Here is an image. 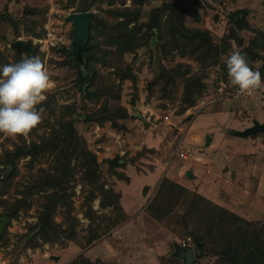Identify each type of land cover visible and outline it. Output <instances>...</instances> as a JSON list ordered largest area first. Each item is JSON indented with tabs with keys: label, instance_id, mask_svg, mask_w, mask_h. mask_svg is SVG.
Wrapping results in <instances>:
<instances>
[{
	"label": "rangeland",
	"instance_id": "374dc122",
	"mask_svg": "<svg viewBox=\"0 0 264 264\" xmlns=\"http://www.w3.org/2000/svg\"><path fill=\"white\" fill-rule=\"evenodd\" d=\"M83 8L89 61L70 53L66 20ZM195 30L216 59L190 51ZM254 43L264 79V0H0V69L37 55L57 84L27 137L0 133V264H180L189 233L191 264H254L235 232L264 227V130H235L264 121V88H218L234 87L233 48Z\"/></svg>",
	"mask_w": 264,
	"mask_h": 264
},
{
	"label": "clouds",
	"instance_id": "9594fccd",
	"mask_svg": "<svg viewBox=\"0 0 264 264\" xmlns=\"http://www.w3.org/2000/svg\"><path fill=\"white\" fill-rule=\"evenodd\" d=\"M225 63L229 80L238 86L240 94L252 96L264 88L259 66L253 70L242 50L233 48ZM56 87L52 73L40 56L24 57L4 65L0 69V133L13 139L27 137L43 122L44 109L38 106Z\"/></svg>",
	"mask_w": 264,
	"mask_h": 264
},
{
	"label": "trees",
	"instance_id": "16d2710c",
	"mask_svg": "<svg viewBox=\"0 0 264 264\" xmlns=\"http://www.w3.org/2000/svg\"><path fill=\"white\" fill-rule=\"evenodd\" d=\"M84 10L86 8H83ZM120 14H122V16H126L127 14L129 13H132L129 11L128 8L125 9V11L122 12H119ZM233 15H236V19L235 21L238 23L239 26H243V24L245 23L243 20H242V17H240L237 13H233ZM91 16H92V22L96 20V18L93 16V14L91 13ZM9 21H11L13 23V25L15 26V22L8 18ZM127 20L129 19H124V20H120L118 21V23L122 24V25H126L127 24ZM93 25L92 23L89 24V36H88V41L92 35V33L90 32L91 30H93ZM187 31V29H186ZM193 32V31H192ZM198 31L195 30V32H193L192 34L190 35H187V37H192L194 36V38H189L190 42H189V46H190V51H198L200 52V57L202 59V61H205V60H208V59H216L217 58V52H216V45L212 44L209 37L204 33L202 34L201 33V37H198ZM124 35V34H123ZM123 35H117L118 39H120V41H123L122 39H125L126 37L122 38ZM86 43V47L84 50L81 51V55L83 56V58L86 60V61H89L90 59V48H91V42H88ZM127 41V40H126ZM125 41V42H126ZM257 44L254 43V53H251L249 52L250 49L249 48H245L246 50H242L243 53H247L246 56L248 58V61H249V64L251 66V60L252 59H256L257 55L259 54L257 51H255V48L260 46H256ZM264 46V45H263ZM262 47V46H260ZM15 50L19 51L21 49H23L21 46L19 47H14ZM262 68H263V71H264V64L262 65ZM82 73H85V70H83L82 68L80 69ZM83 70V71H82ZM87 73V72H86ZM118 158H114L113 161H117ZM232 217H235L236 215L235 214H231ZM236 218V217H235ZM238 219V217H237ZM235 220V219H234ZM230 222H233V220L231 219ZM236 236H237V241L239 240L240 242V239L242 238V242L244 244V247L246 249V253L244 254V258L246 259L245 261H250V258L248 255H246L247 253L249 255H251L252 257V254L254 255V264H259V262L263 261L264 259V227H262V230H257V229H254V235L252 236V233L249 234L246 233L244 235L241 236V234H238L237 231L235 232ZM191 235L192 239H193V248L194 250H196V253H195V256H198L199 255V252L201 250V247H202V242H201V238H199V236L197 235H194V234H190ZM228 237H232L231 234H227ZM235 238H233L234 240ZM230 244L227 245V247L229 246ZM226 251V254L223 256V259L224 260H229V259H238V256L241 255L240 254V250H238L237 248H232V246H229L227 248Z\"/></svg>",
	"mask_w": 264,
	"mask_h": 264
},
{
	"label": "water",
	"instance_id": "95a60500",
	"mask_svg": "<svg viewBox=\"0 0 264 264\" xmlns=\"http://www.w3.org/2000/svg\"><path fill=\"white\" fill-rule=\"evenodd\" d=\"M66 20L70 21L73 25L72 32V41H71V52L77 57H82L81 51L85 49L86 42L89 36V24L92 22V16L89 11L79 10L73 11L66 15ZM15 47L22 46L23 48H28V44L20 39H16L11 42ZM264 130V121L258 122L254 121L251 126H248L242 130H235L238 134L248 135L257 131ZM208 140V136H207ZM11 165L8 164L7 168H10ZM189 175H192L191 171L187 172ZM6 216L0 219V228L4 224ZM175 255L182 259L180 264H191L194 259V249H182L178 244H175Z\"/></svg>",
	"mask_w": 264,
	"mask_h": 264
},
{
	"label": "built area",
	"instance_id": "2783aa9c",
	"mask_svg": "<svg viewBox=\"0 0 264 264\" xmlns=\"http://www.w3.org/2000/svg\"><path fill=\"white\" fill-rule=\"evenodd\" d=\"M218 88H219V92L224 97H232V98H234V97L243 95V94L239 93L238 86L227 87L226 84L223 83L222 85L218 86ZM179 155L183 156L184 158H187V154H186V152H183V150H180ZM191 239H192V237L190 235H186L185 237H183L181 239V242H179L180 246L182 248H192L193 244L191 243ZM27 264H31V263H27Z\"/></svg>",
	"mask_w": 264,
	"mask_h": 264
},
{
	"label": "crops",
	"instance_id": "0c3cea01",
	"mask_svg": "<svg viewBox=\"0 0 264 264\" xmlns=\"http://www.w3.org/2000/svg\"><path fill=\"white\" fill-rule=\"evenodd\" d=\"M199 119H200V118H199ZM199 119H198V120H199ZM200 122H201V123H199V125L201 124V126H203V125H202V121H200ZM204 128H205V127H204ZM202 131H205V130H202ZM159 171H160V170H159ZM158 173H160V172H158Z\"/></svg>",
	"mask_w": 264,
	"mask_h": 264
}]
</instances>
